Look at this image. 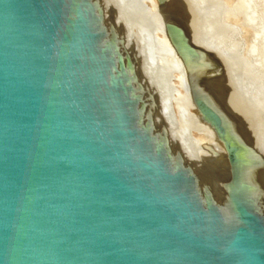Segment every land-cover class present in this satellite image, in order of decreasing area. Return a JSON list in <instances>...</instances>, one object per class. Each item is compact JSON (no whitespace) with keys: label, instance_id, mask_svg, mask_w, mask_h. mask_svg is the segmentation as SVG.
I'll return each mask as SVG.
<instances>
[{"label":"water","instance_id":"obj_1","mask_svg":"<svg viewBox=\"0 0 264 264\" xmlns=\"http://www.w3.org/2000/svg\"><path fill=\"white\" fill-rule=\"evenodd\" d=\"M0 264H264V14L0 0Z\"/></svg>","mask_w":264,"mask_h":264},{"label":"rangeland","instance_id":"obj_2","mask_svg":"<svg viewBox=\"0 0 264 264\" xmlns=\"http://www.w3.org/2000/svg\"><path fill=\"white\" fill-rule=\"evenodd\" d=\"M233 1H235L236 3H240L246 7L251 8V5L248 2V0H246L247 2L245 0H233ZM252 2H253V5H252L251 9H255L258 12L263 14L264 13V0H252Z\"/></svg>","mask_w":264,"mask_h":264},{"label":"bare ground","instance_id":"obj_3","mask_svg":"<svg viewBox=\"0 0 264 264\" xmlns=\"http://www.w3.org/2000/svg\"><path fill=\"white\" fill-rule=\"evenodd\" d=\"M246 1V0H245ZM247 2V1H246ZM248 2L250 3V5H251V8H252V5H253V2H252V0H248ZM247 5V4H246ZM264 14V13H263Z\"/></svg>","mask_w":264,"mask_h":264}]
</instances>
